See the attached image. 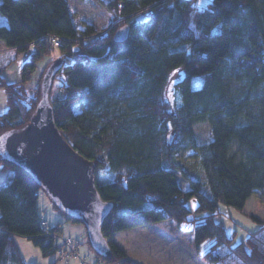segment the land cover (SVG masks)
<instances>
[{
  "label": "trees",
  "instance_id": "trees-1",
  "mask_svg": "<svg viewBox=\"0 0 264 264\" xmlns=\"http://www.w3.org/2000/svg\"><path fill=\"white\" fill-rule=\"evenodd\" d=\"M100 2L112 18L97 30L77 27L68 0H0L7 20L0 40L16 53L34 47L19 81L0 71L7 106L0 139L29 123L45 89L63 75V97L45 100L66 142L95 163V188L111 203L100 222L106 255L92 247L80 217L66 213L84 226L96 260L142 264L113 234L173 219L191 223L196 249L212 240L200 254L205 264H264L263 218L250 215L258 227L234 245L215 220L219 201L241 209L252 194L264 196V0H211L203 7L191 0ZM124 24L127 39L116 42L113 34ZM50 35L61 43L52 44ZM55 48L58 57L30 85L27 69ZM175 72L180 76L172 82ZM204 121L210 139L199 143L195 124ZM232 143L242 149L241 160L230 152ZM184 150L195 151L196 161L180 158ZM0 165L12 174L0 184V264H36L23 260L13 236L30 238L44 256L55 252L56 242L39 225L41 183L6 154ZM100 170L111 179L98 182ZM192 197L196 216L189 218L185 203ZM53 229L61 233V226Z\"/></svg>",
  "mask_w": 264,
  "mask_h": 264
},
{
  "label": "rangeland",
  "instance_id": "rangeland-1",
  "mask_svg": "<svg viewBox=\"0 0 264 264\" xmlns=\"http://www.w3.org/2000/svg\"><path fill=\"white\" fill-rule=\"evenodd\" d=\"M198 7L207 5L211 0H191ZM73 21L78 28L82 29L83 24H91L97 30L106 27L111 22V13L101 4L100 0H68ZM5 17L0 15V23H6ZM1 41V40H0ZM1 43L5 45L2 41ZM75 46V45H74ZM33 48V49H32ZM14 51V50H13ZM34 47L30 46L26 51L19 53H33ZM15 54H18L14 51ZM58 53L55 48L50 54L41 56L32 69L30 85L37 81L36 75L44 69L46 63ZM8 54L0 51V71L8 66ZM15 56V55H14ZM39 71V72H38ZM37 72V73H36ZM180 74L175 72L171 76L172 82ZM39 77V75H37ZM63 75L53 82L45 96L46 100H52L59 91L60 82H63ZM33 83V84H31ZM36 84V82H35ZM34 84V85H35ZM6 98L3 88L0 87V113L6 110ZM210 126L207 121L195 124V136L199 143H206L210 139ZM230 152L237 159L242 158V149L236 143L230 145ZM179 157H186L187 160L196 161V152L184 150L179 153ZM112 174L104 170L97 173L98 182H106L111 179ZM12 177L11 171L2 168L0 165V184L7 183ZM178 181L183 188L186 184L178 177ZM52 194L45 185L41 184L38 190L37 208L42 220H46L51 226H61V234L66 237H75L81 241L79 251L83 256L88 255L89 261H96L94 252L86 242L85 229L81 223H74L67 219L66 210L60 205L54 203ZM187 208L191 211L189 218L196 216L194 210L197 206L196 198L192 197L186 201ZM218 211L220 214L215 216V220L220 222L226 233L232 237V245L243 241L247 234L255 230L258 225L250 215L264 219V196L258 192L251 195L243 208H236L223 201L218 202ZM198 215V214H197ZM191 223L184 222L180 225L173 219L152 222L146 226H136L124 229L113 234L115 243L123 249L127 257L137 260L142 264H205L200 258L212 243V240H206L196 249L191 232ZM16 243L23 260L26 263L50 264L57 260L55 252L49 256L42 255L40 248L36 246L30 238L14 235ZM100 264H104L99 261ZM70 264H79L73 259Z\"/></svg>",
  "mask_w": 264,
  "mask_h": 264
},
{
  "label": "water",
  "instance_id": "water-1",
  "mask_svg": "<svg viewBox=\"0 0 264 264\" xmlns=\"http://www.w3.org/2000/svg\"><path fill=\"white\" fill-rule=\"evenodd\" d=\"M142 18L140 15L137 19ZM128 31L127 24L118 27L113 39L125 41ZM45 92L46 89L29 123L0 139V153L31 171L69 215H78L92 247L106 255L109 246L100 231V222L111 203L102 200L95 188V163L75 151L56 128Z\"/></svg>",
  "mask_w": 264,
  "mask_h": 264
},
{
  "label": "built area",
  "instance_id": "built-area-1",
  "mask_svg": "<svg viewBox=\"0 0 264 264\" xmlns=\"http://www.w3.org/2000/svg\"><path fill=\"white\" fill-rule=\"evenodd\" d=\"M49 40L55 46L61 43V39L56 35H50ZM27 71L30 72L32 70L27 69ZM62 97L63 92L60 91L57 95V98L61 99ZM39 225L44 234L52 237V239L56 242L55 254L57 256L58 262L61 264H70L73 259H76L79 264H100V260L92 262L88 260V255L83 256L81 254L79 248L81 247L82 243L77 238L63 236L60 232L53 229V226H51L46 220L40 219Z\"/></svg>",
  "mask_w": 264,
  "mask_h": 264
},
{
  "label": "crops",
  "instance_id": "crops-1",
  "mask_svg": "<svg viewBox=\"0 0 264 264\" xmlns=\"http://www.w3.org/2000/svg\"><path fill=\"white\" fill-rule=\"evenodd\" d=\"M0 51L2 53H6V54L10 55V56H8V61H9L8 66H6L4 68V70H3V72H2L3 76L9 82H17V81H19L21 79V68H22V65L24 64V62L29 61V60L32 59L33 53H18V54H15L12 48H8L7 46L3 45L1 43V41H0ZM53 56L54 57H58V53L54 54ZM42 71H43V69L41 70V72L38 71L39 73L36 72L37 75H40L42 73ZM37 75H36V78H35L36 80L38 79Z\"/></svg>",
  "mask_w": 264,
  "mask_h": 264
}]
</instances>
